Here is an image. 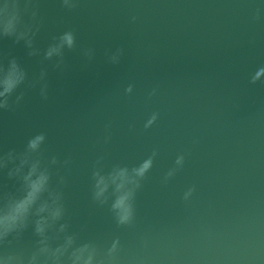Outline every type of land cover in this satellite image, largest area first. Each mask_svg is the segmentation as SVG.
<instances>
[{
	"label": "water",
	"instance_id": "water-1",
	"mask_svg": "<svg viewBox=\"0 0 264 264\" xmlns=\"http://www.w3.org/2000/svg\"><path fill=\"white\" fill-rule=\"evenodd\" d=\"M73 2L35 0L37 56L0 38V60L15 56L29 80L45 69L48 83L47 98L26 82L0 109V151L45 133L46 155L71 160L53 168V184L67 179L71 230L103 246L119 236V264H264V76L250 82L264 67V0ZM68 30L76 47L58 69L43 52ZM117 48L123 55L111 64L106 54ZM152 112L158 119L145 129ZM154 148L136 223L117 228L91 199L93 164L104 155L106 169L132 166ZM180 154L183 166L163 182Z\"/></svg>",
	"mask_w": 264,
	"mask_h": 264
},
{
	"label": "clouds",
	"instance_id": "clouds-1",
	"mask_svg": "<svg viewBox=\"0 0 264 264\" xmlns=\"http://www.w3.org/2000/svg\"><path fill=\"white\" fill-rule=\"evenodd\" d=\"M67 8H74L73 0H62ZM28 17L26 20L25 17ZM40 19L35 0H0V38H12L14 43L21 41L28 49L29 56H37L40 49L34 46V37L39 31ZM76 47L73 31L63 32L53 37L43 52L44 60H55L54 67L61 69L64 64V50ZM123 48L106 54L108 62L119 64ZM85 55L89 59L93 50ZM6 60V63L4 62ZM47 71L41 69L32 80L15 56L4 54L0 60V109H9L10 97L22 84L29 87L40 86L41 96L47 98ZM264 76V67H260L250 76V82L256 83ZM133 85L125 88L132 93ZM153 88L149 99L156 94ZM23 93L16 96V103ZM159 113L152 112L144 123L147 129L158 119ZM130 129L134 125L129 126ZM111 128V123L105 125ZM108 143L111 135L104 138ZM46 134L37 133L30 137L21 151L9 148L0 151V264H119L123 244L119 236H113L106 246L97 240H81L80 233L71 230L67 217V208L63 188L67 184L64 175H58L53 184V168L67 166L70 158L63 161L57 155H46L44 148ZM158 149L138 164L115 163L106 169L105 156L97 157L91 171V199L99 207H107L117 228L133 227L137 220V193L143 187V181L153 167ZM185 157L180 154L175 159V167L168 170L163 178L167 182ZM10 182V183H9ZM193 188L184 193L187 199ZM85 226H81V231ZM31 237L28 242L27 238Z\"/></svg>",
	"mask_w": 264,
	"mask_h": 264
}]
</instances>
